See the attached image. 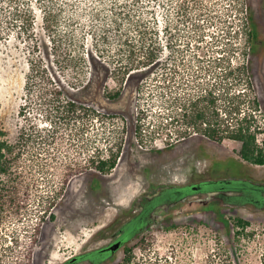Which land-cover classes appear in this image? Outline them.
I'll return each mask as SVG.
<instances>
[{
	"label": "trees",
	"instance_id": "16d2710c",
	"mask_svg": "<svg viewBox=\"0 0 264 264\" xmlns=\"http://www.w3.org/2000/svg\"><path fill=\"white\" fill-rule=\"evenodd\" d=\"M227 3L226 19L210 35L211 44L218 47L217 54L209 56L206 62L205 54L201 55L197 48L206 26L217 18L212 0H181L179 4L176 0H113L112 25L92 33L93 47L85 48L82 53L79 50L84 47L82 43L74 42L69 33L62 35L56 26L45 22L44 15L41 17L44 24L39 26L42 37L28 2L0 0V41L12 35L23 43L28 55L16 138H4L6 131L0 126V208L6 205L17 213L32 200L31 194L21 187L22 171H17L19 166H26L20 159L32 153L42 160L34 163L39 169L52 168L51 174L61 183L59 194L73 175L88 171L108 174L116 166L123 137H115L107 145L112 137L107 135L103 137L107 144L97 145L88 135L89 128L94 118L103 122L105 115L65 93L66 86L80 89L88 85V80L83 79L86 57L105 62L107 75L112 74L119 84L112 91L103 86L107 97L117 98L126 84L136 82L134 137L141 145L154 142L158 135L165 140L164 145H153L151 149L160 152L187 137L199 135L218 142H237L242 161L264 166L262 110L252 80V59L264 49L262 34L247 0H227ZM160 5L163 14L158 11ZM44 12L51 14L48 10ZM176 16L187 23L188 41L185 39L183 47L178 41L182 29L175 24ZM238 35L242 37L241 45L232 41ZM191 40L196 49L189 47ZM187 50L190 52L186 57ZM179 65L190 71H177ZM154 93L159 97L160 110L155 127L149 130L144 128L150 107L145 102ZM197 193L231 209L250 206L264 210V180L230 175L197 183L163 185L153 193L141 194L134 203L140 210L136 218L146 216L148 221H153V210ZM38 197L37 205L40 203V208L41 204L46 205L43 209L48 210V218L53 220L55 216L50 210L55 202L51 195ZM220 205L212 209L228 230L232 228V249L242 240H252L256 233L247 230L249 222L238 216L227 221ZM33 230L38 233L39 225ZM125 250L128 262L131 248ZM96 253L95 249L86 251L77 255L76 260L87 258L96 262ZM30 254L28 251L26 264H30ZM236 254V250L224 254L213 249L207 254L205 264H238L231 261ZM77 261L69 259L61 264ZM259 263L264 264V252Z\"/></svg>",
	"mask_w": 264,
	"mask_h": 264
},
{
	"label": "rangeland",
	"instance_id": "374dc122",
	"mask_svg": "<svg viewBox=\"0 0 264 264\" xmlns=\"http://www.w3.org/2000/svg\"><path fill=\"white\" fill-rule=\"evenodd\" d=\"M24 1L32 6L42 37L43 30L39 26L44 24L41 19L44 15L45 22L52 23L54 28L56 26L62 35L69 33L74 42L82 43L84 47L79 49L80 53L85 48L92 49V33L112 25L110 10L113 0ZM176 1L177 4L181 2ZM212 1L217 18L206 26L203 40L197 48L201 55L205 54L206 62L209 56L217 54L218 49L211 44L210 35L219 30L227 16V0ZM247 3L251 5L264 43V0H247ZM45 7L51 14L44 12ZM158 9L163 14L162 5ZM175 19L177 27L182 29L178 41L183 47L187 23L181 16ZM232 41L241 45L242 37L238 35ZM192 46L195 48L191 40L189 47L192 49ZM189 52L187 50L184 55L187 57ZM27 57L23 43L17 42L12 35L0 41V126L6 131L4 138L8 140L16 138L21 122L18 108L23 96ZM83 67V79L88 80V85L80 89L66 86L65 93L105 115L103 122L94 118L88 135L101 147L107 144L103 137L112 135L107 144L111 145L115 137L122 136L120 158L108 174L88 171L73 175L59 194L61 183L56 175L51 174L52 168L39 169L34 163L42 160L35 153L22 157L20 161L26 166H19L17 171H22L21 187L31 194L32 200L17 213L6 205L4 209L0 208V264H26L28 251L31 252L30 264H61L79 253L99 247L110 239L115 228L110 223L115 215L118 224L132 213L133 202L139 195L153 193L163 185L197 183L230 175L264 180V166L242 161L238 156L237 142H218L193 135L159 152L151 148L153 145L163 147L165 140L155 135L154 142L141 145L134 137L136 82L126 84L121 94L113 99L106 96L103 86L112 91L119 84L113 80L112 74L107 75L105 62L86 57ZM177 71L190 70L179 65ZM252 72L264 126V49L253 57ZM158 101L159 97L154 93L145 102L150 107L144 128L151 130L155 127V117L160 110ZM21 189L19 192L23 194ZM41 195H51L55 202L50 210L55 216L53 220L48 218V210L43 209L46 205L41 204V208L40 203L37 205ZM195 199H205L206 202H195ZM219 205L215 200H208L205 194L197 193L188 195L167 211L155 209V214L161 219L129 242L130 260L126 262L128 254L125 248L120 247L104 264H205L207 254L213 249L224 254L236 250L237 254L231 261L238 264H260L261 253L264 252V210L250 206L231 209L220 205L224 219L230 222L234 217H242L249 222L247 230L256 233L252 240H242L232 249V228L228 230L212 209ZM36 224L39 232L33 233Z\"/></svg>",
	"mask_w": 264,
	"mask_h": 264
},
{
	"label": "flooded vegetation",
	"instance_id": "af4514ba",
	"mask_svg": "<svg viewBox=\"0 0 264 264\" xmlns=\"http://www.w3.org/2000/svg\"><path fill=\"white\" fill-rule=\"evenodd\" d=\"M143 194H149V193H143ZM134 203L135 201L133 202L132 205V209H131L132 213L127 218H125L118 224L116 223L117 215H115V217L112 219L110 224L111 226L115 225L114 226L115 228L111 231L110 239L105 244L94 248L95 250H97L96 262H92L87 258L77 261L76 260L77 255L71 259H73V261H77V263L79 264H104L108 259H110L113 256V254L120 247L123 248L127 247V245L132 239L137 237V235H139L140 233H144L151 224L161 219V216L156 215L154 210L152 211V215H151L152 218H155V220L153 221H148L146 216H139L138 218H136L140 210L134 206ZM173 206L174 204H170L168 207L163 208V210L167 211L170 207ZM116 242L119 243L118 247L111 250L109 247ZM94 249H89L87 251Z\"/></svg>",
	"mask_w": 264,
	"mask_h": 264
},
{
	"label": "water",
	"instance_id": "95a60500",
	"mask_svg": "<svg viewBox=\"0 0 264 264\" xmlns=\"http://www.w3.org/2000/svg\"><path fill=\"white\" fill-rule=\"evenodd\" d=\"M202 202V203H205L206 201H205V199H195V202ZM118 245H119V243L118 242H116V243H114L113 245H111L109 248L111 249V250H113V249H115V248H117L118 247Z\"/></svg>",
	"mask_w": 264,
	"mask_h": 264
}]
</instances>
